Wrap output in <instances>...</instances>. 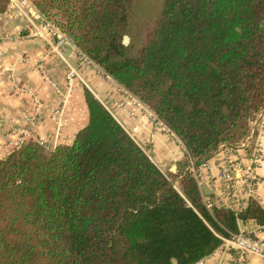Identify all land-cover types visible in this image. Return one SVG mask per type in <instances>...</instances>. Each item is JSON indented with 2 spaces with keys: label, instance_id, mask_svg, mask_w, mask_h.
<instances>
[{
  "label": "trees",
  "instance_id": "1",
  "mask_svg": "<svg viewBox=\"0 0 264 264\" xmlns=\"http://www.w3.org/2000/svg\"><path fill=\"white\" fill-rule=\"evenodd\" d=\"M134 0H30L181 143L163 172L84 90L88 122L53 149L28 138L0 157V264H195L256 200L207 208L191 169L237 147L264 109V0H162L152 31L123 42ZM8 0H0V13Z\"/></svg>",
  "mask_w": 264,
  "mask_h": 264
},
{
  "label": "crops",
  "instance_id": "2",
  "mask_svg": "<svg viewBox=\"0 0 264 264\" xmlns=\"http://www.w3.org/2000/svg\"><path fill=\"white\" fill-rule=\"evenodd\" d=\"M26 27H30L29 23L24 17L17 16L11 8L6 7V10L0 13V33L23 36L22 39L15 41L0 42V140H5L6 136L17 128L25 127L37 135L48 149L71 143L75 134L88 122L84 100V90L88 89L161 171L172 173L176 171L184 156V149L173 134L162 131L151 119L152 114L149 115L140 107H132L125 98L123 89L113 81L110 83L89 71L78 69L86 86L76 80L72 89L68 90L65 75L68 71L67 64H75L73 52L69 53V50L63 48V43L59 46L58 53L55 52L53 50L55 40H49L47 37L43 39L29 37ZM35 98L39 101L37 112L34 111ZM111 103L119 104L120 110L115 109ZM61 112L64 113V120L59 125ZM29 119L31 121H28ZM243 152L240 150L237 154L243 155ZM4 154L0 149V156ZM222 155L221 150L208 161L207 168L198 170V173L202 177L200 187L203 200L229 206L220 192L209 188L210 182L215 184L219 182L218 159ZM257 173L260 184L256 189L255 200L264 212V145L262 163ZM202 186L207 187L213 196L205 195ZM246 207L247 205L240 210L236 208L231 210L240 212ZM263 225L264 222L258 224L253 220L242 221V230L240 228L239 230L252 233L264 240ZM233 258L232 254L216 249L200 264H233ZM246 264H264V261L248 257Z\"/></svg>",
  "mask_w": 264,
  "mask_h": 264
},
{
  "label": "built area",
  "instance_id": "3",
  "mask_svg": "<svg viewBox=\"0 0 264 264\" xmlns=\"http://www.w3.org/2000/svg\"><path fill=\"white\" fill-rule=\"evenodd\" d=\"M7 7L11 8V10H13L17 16L24 17L27 23H29L30 27L25 28V30L28 31L27 36L32 38H53L55 40V45L53 46V50L55 52L58 53L59 46L62 43H64L65 41H69V39L56 26L46 20L34 8L30 0H8ZM22 38L23 36L18 34H11L7 32L0 33V42L15 41ZM72 45L73 59L75 64H67L68 71L65 75V82L68 90L72 89L76 80L86 86V83H84V81L82 80L81 75H79L78 69L89 71L95 76H98L112 83L111 81L113 80L109 76L105 75V73L101 69H99L86 55L81 53L73 43ZM119 90L122 91L121 88ZM125 98L132 107H140L144 111H147L149 115H151V113L144 106H142L129 94L125 93ZM34 104V111L37 112V109L39 107L38 99H34ZM112 106L117 110H120L121 107L117 103H113ZM63 114L64 113L61 112L59 115V125H61V121L64 120ZM151 119L155 121L153 116H151ZM28 121H31V119H29ZM156 124L162 131L172 134L161 123L156 122ZM28 138H33L40 145L46 147V144L42 140H40L37 135L31 133L25 127H19L11 134L7 135L3 144L4 146L14 147L13 149H16L24 144V142ZM263 145L264 109L260 111L255 121L252 123L250 135L246 139L245 143L237 147L220 146L216 153L213 155H218L221 150L223 151L222 157L218 159V163H220L218 173L219 182L218 184L210 182L209 188L212 189V191L216 190L217 192H220L222 198L226 202H228L229 206L220 205L219 202L215 203L214 201L208 200L205 201V205L207 208L220 207L228 209L236 208L237 210H240L242 207L247 205L250 200H255L256 189L260 184V178L257 171L261 167L262 163ZM240 150L244 151L243 155L237 154V151ZM207 163L208 162L201 165L197 169H191L200 190V180H202V177L199 175L198 170L207 168ZM217 249L219 251L232 254L234 257L233 264H246L248 257H255L264 261V240L258 238L252 233L239 231L236 234H231L229 237L222 239ZM201 261L195 264H200Z\"/></svg>",
  "mask_w": 264,
  "mask_h": 264
},
{
  "label": "rangeland",
  "instance_id": "4",
  "mask_svg": "<svg viewBox=\"0 0 264 264\" xmlns=\"http://www.w3.org/2000/svg\"><path fill=\"white\" fill-rule=\"evenodd\" d=\"M161 2L162 0L133 1L129 16L128 34L123 39V42L126 45L133 44L134 47L137 48L146 39L147 35L152 31L155 21L157 20L158 13L161 9ZM47 39L51 40L53 38L48 37ZM3 142L4 139L0 140V149L5 154L14 148L4 146Z\"/></svg>",
  "mask_w": 264,
  "mask_h": 264
},
{
  "label": "water",
  "instance_id": "5",
  "mask_svg": "<svg viewBox=\"0 0 264 264\" xmlns=\"http://www.w3.org/2000/svg\"><path fill=\"white\" fill-rule=\"evenodd\" d=\"M62 47L63 48H66L67 50H69V53L73 51V45L70 41H65L63 44H62ZM202 191L205 195L209 196V197H212V193L211 191L208 190L207 187L205 186H202ZM239 228L240 230H242V221H239Z\"/></svg>",
  "mask_w": 264,
  "mask_h": 264
}]
</instances>
